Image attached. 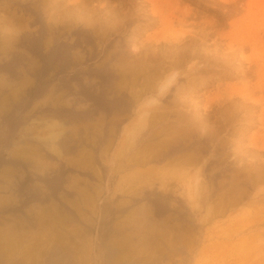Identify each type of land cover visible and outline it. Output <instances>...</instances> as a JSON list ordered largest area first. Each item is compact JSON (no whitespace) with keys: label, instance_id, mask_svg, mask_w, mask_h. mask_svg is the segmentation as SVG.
<instances>
[{"label":"rangeland","instance_id":"rangeland-1","mask_svg":"<svg viewBox=\"0 0 264 264\" xmlns=\"http://www.w3.org/2000/svg\"><path fill=\"white\" fill-rule=\"evenodd\" d=\"M2 206L76 264H264V0H0Z\"/></svg>","mask_w":264,"mask_h":264},{"label":"bare ground","instance_id":"bare-ground-1","mask_svg":"<svg viewBox=\"0 0 264 264\" xmlns=\"http://www.w3.org/2000/svg\"><path fill=\"white\" fill-rule=\"evenodd\" d=\"M171 79H172V77H171ZM167 81H170V80H167ZM168 85H169V83H168ZM122 151H124V150H122ZM120 153H122V152H120ZM4 207H6V206H2V207H0V209H2ZM31 221H32V223H35L33 226H37L38 229L44 228V230L41 232H40V230L38 232L37 231L36 232L24 231L22 226L18 223H15V222H13L9 225L4 224L3 227H0V264H76L75 258L73 259V257L71 256L72 254L71 255L69 254L70 250L67 252L68 254H66V250L63 251L61 249V246H59L57 244L56 235L54 233L53 225L46 223V225L44 226V223L47 221H45V220L39 221L38 218L34 217V216L29 217V223ZM153 235H155V234H153ZM114 245H115V243H114ZM245 245L246 244H244V246ZM244 246H243V248H244ZM247 246H248V244H247ZM62 248H64V247H62ZM132 248H134V246ZM125 249L123 247L121 250V247L118 248V245H117V247H114V246L113 247H111V246L107 247L108 254L110 252H116V253L117 252H124ZM127 251L128 250H126V252ZM242 251L245 252L244 250H242ZM129 253H131V252H129ZM246 254H248V253H246ZM116 255H114V256H116ZM76 260L78 261V259H76ZM134 262H136L135 259H134L133 263ZM124 263H127V264L131 263V255L128 256V255H125L123 253L122 255H120V257L118 256V258H116L115 264H124Z\"/></svg>","mask_w":264,"mask_h":264}]
</instances>
